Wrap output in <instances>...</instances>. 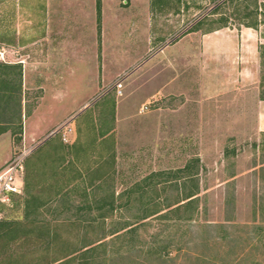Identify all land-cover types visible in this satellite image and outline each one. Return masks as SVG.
<instances>
[{
    "label": "rangeland",
    "instance_id": "1",
    "mask_svg": "<svg viewBox=\"0 0 264 264\" xmlns=\"http://www.w3.org/2000/svg\"><path fill=\"white\" fill-rule=\"evenodd\" d=\"M97 1L24 7L38 42L19 111L0 107V170L24 157L0 264H80L100 238L93 264H264V0ZM182 190L196 207L175 211Z\"/></svg>",
    "mask_w": 264,
    "mask_h": 264
},
{
    "label": "crops",
    "instance_id": "2",
    "mask_svg": "<svg viewBox=\"0 0 264 264\" xmlns=\"http://www.w3.org/2000/svg\"><path fill=\"white\" fill-rule=\"evenodd\" d=\"M37 2L38 0H0V107L5 108L4 101L8 96L14 100L18 97L21 107L24 67L27 66V63L22 60L21 51L30 46V51L36 52L38 42L35 36L37 34L34 33L33 36V30L30 29L32 27L23 24V14L28 12L24 10V7L30 4L29 9L32 14L34 6L37 11ZM19 51L21 57L17 58Z\"/></svg>",
    "mask_w": 264,
    "mask_h": 264
},
{
    "label": "trees",
    "instance_id": "3",
    "mask_svg": "<svg viewBox=\"0 0 264 264\" xmlns=\"http://www.w3.org/2000/svg\"><path fill=\"white\" fill-rule=\"evenodd\" d=\"M97 11H98V13L100 14V3H99V0L97 1ZM98 14V20H99V18H100V15ZM260 56H261V63H262V66L264 67V45H262L261 47H260ZM264 79V78H263ZM19 86H18V89H17V93L19 94ZM7 99V98H6ZM14 100V99H13ZM17 101H15V103H14V105L18 108V111H19V108H20V99L17 97V99H16ZM260 100H264V90H263V92H262V94L260 95ZM17 104V105H16ZM5 109V111H7V112H9V111H12V109H13V107H11L10 105H6V107L4 108ZM20 114V113H19ZM21 116V115H20ZM9 118V117H8ZM10 119V118H9ZM8 121H10L11 122V120H5L4 121V123H9ZM18 121H20L19 122V126H18V132H20L21 131V118L20 119H18ZM11 123H13V121L11 122ZM9 128H3L2 130H1V132H4V131H6V130H8ZM194 163V166H197L196 164H197V162L195 163V162H193ZM191 168V164H188V165H186L183 169H181V170H178V171H176V173H174L175 174V177H178V174H183L182 175V179H184L187 175H186V173H188V171H189V169ZM197 168V167H196ZM194 175V174H193ZM182 185L184 184V183H181ZM176 186H178V184H176ZM179 188H180V186H179ZM178 190V189H177ZM183 191V190H182ZM196 195V193L195 192H185V191H183L182 192V194H180L179 195V200L174 204V205H176V208H174L175 209V211H180V210H182V209H190V208H192V207H196V205H195V203H196V199H197V197H195L194 198V196ZM109 205V208H108V210H106V213H105V210H104V208H101L102 206H104V205H100L99 207H96V209H97V211H98V216L99 217H103V218H105V217H107V215H109V213H112V211H114V204H113V201H111L110 203H108L107 204V206ZM167 207H170V205L169 206H167ZM160 211L158 210V209H156V208H152V207H150V208H148V210H146V212L143 214V219H146V218H148V217H150V216H153V215H156V214H158ZM88 213H92V209L90 208V207H88ZM97 216V217H98ZM87 221H89V220H87ZM91 221H93V219L91 220ZM127 227H123V228H120L119 230L116 228V229H111L110 230V235H114V234H118L119 233V231H123L124 229H126ZM131 229V228H130ZM130 229H127L126 231H129V232H131L132 230H130ZM124 233H126V232H123V233H121V234H118L117 236H115V237H118V238H121L123 235H124ZM102 239L103 238H100V239H98V240H96V241H92V242H86V243H84V244H82V246H81V248H80V251H81V262H80V264H93L94 262H95V259H96V257H95V254H94V252L96 251V250H98V249H100V248H103V247H105L106 245L105 244H102L101 243V241H102ZM105 257H108V256H104L103 257V259L105 258ZM158 258L159 259H161V255L160 256H158ZM108 260L111 262V263H114L115 264V260H116V258L114 257V259L111 257V255L109 256V258H108ZM107 261V260H106ZM104 263H105V261H104ZM131 264H134V260L133 261H131Z\"/></svg>",
    "mask_w": 264,
    "mask_h": 264
},
{
    "label": "built area",
    "instance_id": "4",
    "mask_svg": "<svg viewBox=\"0 0 264 264\" xmlns=\"http://www.w3.org/2000/svg\"><path fill=\"white\" fill-rule=\"evenodd\" d=\"M23 160L24 157L16 158L0 170V219L3 210L12 206L21 194L19 174L23 169Z\"/></svg>",
    "mask_w": 264,
    "mask_h": 264
}]
</instances>
